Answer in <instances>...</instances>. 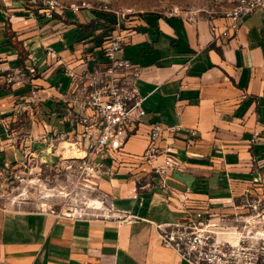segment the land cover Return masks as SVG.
I'll return each instance as SVG.
<instances>
[{
  "label": "crops",
  "instance_id": "0c3cea01",
  "mask_svg": "<svg viewBox=\"0 0 264 264\" xmlns=\"http://www.w3.org/2000/svg\"><path fill=\"white\" fill-rule=\"evenodd\" d=\"M112 20L80 11L49 21L32 17L24 0L0 2V175L7 164L19 170L28 161L8 141L3 124L12 118L16 100L30 99L31 87L6 88V78L21 74L40 90L44 102L32 129L33 167L57 166L60 151L46 153L38 135L70 130L61 121L71 80L54 58H46V48L56 47L59 58L78 71L91 70L105 61ZM214 23L216 34L204 15L146 14L125 26L128 38L118 57L144 69L137 86L147 114L117 163L108 162L113 174L99 186L129 220H58L0 205V264H185L162 245L157 228L181 221L174 209L179 197H188L193 209L241 214L235 205L242 193H264V13L231 25L227 38L218 35L231 22ZM154 122L181 127L179 135H165L159 144L172 145L182 162L166 190L142 161Z\"/></svg>",
  "mask_w": 264,
  "mask_h": 264
},
{
  "label": "built area",
  "instance_id": "2783aa9c",
  "mask_svg": "<svg viewBox=\"0 0 264 264\" xmlns=\"http://www.w3.org/2000/svg\"><path fill=\"white\" fill-rule=\"evenodd\" d=\"M24 1L32 17L49 21L80 12V6L67 5L60 0ZM215 1L226 7L221 18L231 22L219 33L220 38H227L231 25H236L244 17L256 12L264 13V0ZM6 12L9 19L15 17L14 11ZM208 18L210 30L216 34L218 27L214 22L219 18ZM127 38L125 26L117 20L103 49L105 61L91 70L78 71L59 58L53 48H46V58H54L71 80L69 92L62 97L67 112L61 121L70 130L44 133L38 135V140L47 145L46 153L60 151L59 164L53 168L71 174L78 182L90 183L95 187L90 186L92 192L97 191L102 178L113 174L108 162L111 165L117 163L125 145L144 123L147 114L143 107L144 97L137 86L144 69L124 57H118ZM27 85L31 87L30 99L16 100L12 118L3 124L8 141L18 145L28 158L22 167L24 170L33 167L35 162L31 143L36 137L32 129L39 121L44 99L31 79L22 78L21 74L6 78V88L19 89ZM180 129L157 122L150 125L142 161L158 177L162 190L169 188L167 181L174 171L180 169L182 162L172 145L161 148L159 144L165 135H179ZM191 136H196V133L192 132ZM2 146L0 144V153ZM10 170L7 164L3 175H10ZM96 194V200L88 203L75 204L67 209L39 211L53 214L58 220L102 219L118 224L129 220V215L116 209L107 195ZM188 200L186 196L179 197L174 208L181 215V221L157 227L164 247L173 250L185 264H264V193H242L240 203L235 205L244 212L241 214L193 209Z\"/></svg>",
  "mask_w": 264,
  "mask_h": 264
},
{
  "label": "rangeland",
  "instance_id": "374dc122",
  "mask_svg": "<svg viewBox=\"0 0 264 264\" xmlns=\"http://www.w3.org/2000/svg\"><path fill=\"white\" fill-rule=\"evenodd\" d=\"M67 5L80 6V11H87L93 15H105L110 26L120 20L123 26L136 17L146 14L159 15H204L207 17L223 16L226 7L215 0H60ZM100 15V16H102ZM73 38V39H72ZM71 46L74 35L69 38ZM68 46V47H69ZM55 48V49H54ZM55 52L57 48L53 47ZM48 163L55 162L51 156L43 155ZM2 171V170H1ZM3 172V171H2ZM10 175H0V205L8 207H23L25 209H67L75 204L88 203L96 200L97 191L92 192L90 183L83 180L78 182L65 171L55 168H36L15 170L11 168ZM79 184L77 187L76 185ZM95 188L94 186H92ZM97 205H100L97 203Z\"/></svg>",
  "mask_w": 264,
  "mask_h": 264
},
{
  "label": "trees",
  "instance_id": "16d2710c",
  "mask_svg": "<svg viewBox=\"0 0 264 264\" xmlns=\"http://www.w3.org/2000/svg\"><path fill=\"white\" fill-rule=\"evenodd\" d=\"M96 15H98V14H96ZM100 15H102V14H100ZM100 15H98V16H100ZM102 16H105V15H102Z\"/></svg>",
  "mask_w": 264,
  "mask_h": 264
}]
</instances>
